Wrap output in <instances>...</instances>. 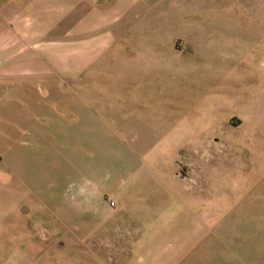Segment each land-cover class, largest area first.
Instances as JSON below:
<instances>
[{
  "label": "rangeland",
  "instance_id": "1",
  "mask_svg": "<svg viewBox=\"0 0 264 264\" xmlns=\"http://www.w3.org/2000/svg\"><path fill=\"white\" fill-rule=\"evenodd\" d=\"M202 4L204 54L184 59L190 64L186 73H181L186 92H166L152 106H121V92H105L109 87L112 91V85L121 88V84L101 81L92 88L94 81L86 80L81 72L77 82H70L63 70L66 67L55 65L60 87L72 89L76 84L80 89V118L67 113L64 120L73 124L59 121L46 127L43 134L32 129L24 135L16 129L15 135L28 142L25 147L7 136L10 152L21 156L25 169V175L21 168L16 169L14 183L20 182L21 189L26 182L27 187L26 192L18 193L17 202L24 203L16 206L21 220L18 230L6 234V214L0 211V264H149L151 211L159 201H173L171 216L181 214L183 180L193 172L194 179H202L197 170L210 172L204 190L188 197L216 204L208 205L207 211L201 208L195 216L189 209L186 225L184 221L169 224L168 230L178 228L182 233L185 229L184 245L190 251L185 264H197L201 251L212 253L204 264H230L225 252L237 244L239 248L254 244L255 254L243 262L238 256L241 249L236 248L232 264H264V0H202ZM4 13L0 12L3 160L7 149L1 145L6 142L2 129L14 127L13 116L24 112L22 101L12 102L10 99L17 97L6 95L23 92L21 84H26L27 73L21 63H7L11 60L7 43L17 44L20 52L26 33L7 30ZM30 18L37 21L36 15ZM153 19L163 26L162 19ZM214 42L218 46L214 47ZM112 67L116 77L121 76V64ZM32 69L37 82L33 94L38 97L43 92L39 79L47 72L38 63ZM197 72L200 81L195 78ZM148 86L160 87L152 78L142 84ZM142 91L139 94L145 95ZM69 93L62 92V100ZM122 109L127 121L134 123L131 127H120ZM3 160L0 173H6L8 167ZM121 166L143 176L140 189L128 181L123 190L126 203L136 194L132 208H122ZM26 196L34 206L25 204ZM109 201L116 202L118 208L111 209ZM71 218L81 228L98 225L87 240L75 245L66 230ZM100 218L105 220L102 225ZM202 221L205 226L198 224ZM200 232L206 238L197 245ZM165 242L166 238L162 250L171 251L173 244L170 247Z\"/></svg>",
  "mask_w": 264,
  "mask_h": 264
},
{
  "label": "crops",
  "instance_id": "2",
  "mask_svg": "<svg viewBox=\"0 0 264 264\" xmlns=\"http://www.w3.org/2000/svg\"><path fill=\"white\" fill-rule=\"evenodd\" d=\"M0 8V12H5L7 30L26 33L21 42L20 52L17 44L7 43V48L10 50L7 55L11 56V60L7 63L11 62L13 65L21 63L22 69L25 68L27 71L24 76L26 84H21L23 92H10L12 94L6 95L17 97L10 99L12 102L22 101L24 105L21 109L24 112L13 116L16 118L14 127L8 125L6 129L5 127L2 129L5 130L3 136L6 142H2L1 145L6 146L7 155L3 160V155L0 154V159L6 161L8 167L4 169L6 173H0V211H5L6 234L10 235L18 230V223L21 222L17 217V208L24 203L17 202L18 193L26 192L27 184L23 182L24 188L19 189L20 182L14 183V176H17L16 172H18L16 169L21 168L22 175H25V169L21 156L10 152L12 145L7 136L14 137L13 142L25 147L28 142L15 135L16 129L22 130L24 135L32 132V129L43 134L46 127L56 126L59 121L61 124H73L71 121L68 122L69 120H64L63 116L67 113L80 118L77 113L78 108L81 107L77 99V91L80 89L76 84L72 85L74 92L71 88L60 87V82H57L60 79L56 77L59 70L55 65L66 67L63 70L66 80L70 82H77L78 74L81 72L86 74V80L94 81L91 84L92 88L101 81H115L121 84V88H114L117 85H112V91H110L111 87L105 90V92H121V106L127 103L133 106H152L155 100L164 96L166 92H186L184 88L187 83L183 81L181 73L183 71L186 73L187 65L190 64H186L187 61L184 59L204 54L206 31L203 23L205 13L202 0L201 2L200 0H2ZM30 11L33 13L30 14ZM31 15H36L37 21L30 18ZM157 17L164 21L163 26L158 25L157 20L154 21L153 18ZM34 31L38 32V36H29V33ZM213 46L218 44L214 42ZM35 63L42 65L47 72L45 78L39 79L38 86L43 92H40L38 97H34L33 94L34 88L37 87L32 69ZM118 64H121V76L116 77L112 66ZM170 69L172 72H169ZM174 70L177 75L173 74ZM149 78L156 79L160 87L143 88V82ZM195 78L200 81V72H197ZM49 86H53L52 90ZM56 87L58 90L54 91ZM140 91L145 95L139 94ZM62 92H70L68 98L62 100ZM52 98L54 103L50 105ZM127 118L122 109L121 123H119L121 128L131 127L134 124L128 122ZM40 127L42 129H39ZM73 150L76 148L74 147ZM208 172L210 170L195 171L202 173V179H194V172L184 178L181 214L171 216L170 210L176 203L173 201H159L155 210L151 211L148 228L151 242L149 264H185V260L190 256V251L185 249L184 245L185 229L183 228L182 233L178 228L168 230L169 224H179L184 221L186 225L189 209L195 216L201 208L207 211L210 207L208 205L216 204L198 200V197H188L191 192L200 194L204 190V181ZM142 177L139 171L126 172L125 166H121L122 208H132L136 205L134 199L136 194L128 200L131 203H126L123 193L126 191L128 181L132 187L137 186L140 189ZM26 197L28 202L25 204L33 205L29 197ZM110 203L111 201L108 205L111 208ZM117 208L116 204V207L111 209ZM60 220L58 218L59 224L62 225ZM101 220L102 225L105 220ZM198 224L205 226L204 221ZM21 225L23 226L24 223ZM95 225L98 224L81 228L77 220L71 218L69 229L66 230L72 236L75 245H78L91 236L90 233L94 232ZM139 231L141 233V227ZM165 238L168 240L165 242L169 243L168 246L171 247V243L173 244L171 251L162 250ZM205 238V233H197V245H201ZM236 248H239L238 244L225 252L230 258V264L236 261L234 258L237 256ZM239 249L241 253H238V256L243 262L255 254L254 244H245ZM211 256V252L201 251L197 257V264H204L205 260L209 262L208 258ZM141 263L142 261L139 262Z\"/></svg>",
  "mask_w": 264,
  "mask_h": 264
},
{
  "label": "built area",
  "instance_id": "3",
  "mask_svg": "<svg viewBox=\"0 0 264 264\" xmlns=\"http://www.w3.org/2000/svg\"><path fill=\"white\" fill-rule=\"evenodd\" d=\"M110 206H111V208H115L116 207V204L114 202H111L110 203Z\"/></svg>",
  "mask_w": 264,
  "mask_h": 264
}]
</instances>
